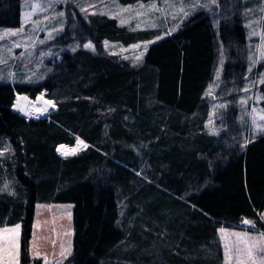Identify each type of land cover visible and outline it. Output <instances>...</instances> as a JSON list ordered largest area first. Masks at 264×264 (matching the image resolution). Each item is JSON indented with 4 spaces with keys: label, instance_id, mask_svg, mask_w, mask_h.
<instances>
[{
    "label": "trees",
    "instance_id": "1",
    "mask_svg": "<svg viewBox=\"0 0 264 264\" xmlns=\"http://www.w3.org/2000/svg\"><path fill=\"white\" fill-rule=\"evenodd\" d=\"M119 1L134 4L150 0ZM20 25L21 0H0V27ZM73 33L66 31L58 39H78L93 47L63 52L59 74L51 72L34 83L0 82V138L9 139L12 156L8 163L20 182L17 199L8 194L0 197V226L21 222L20 264H51L33 258L29 251L37 203L72 204V249L58 264H201L198 252L207 251L210 264H220L219 258L213 257L219 250L218 227L237 228L232 223L243 218L264 227L260 220L264 209V132L245 147L237 136L225 145L227 132L238 130L229 123L235 109L231 115L227 113L225 131L217 135L204 131L209 105L203 95L212 79L219 44L226 54L224 85H242L244 81L246 31L240 14L235 12L215 25L207 13L197 12L174 32L149 43L135 64L100 53V44L109 41L128 46L150 41L159 35L157 29L129 30L115 18L90 14L88 21H79ZM260 89L264 107V83ZM42 93L57 107L48 118L26 119L12 109L16 95L34 99ZM126 108L142 119L140 136L148 148L163 130L172 132L173 144L185 134L202 136L194 139L189 150L174 146L163 155L170 162L169 169L156 171L176 196L175 202L188 207L187 214L178 218L179 224L168 227L170 236L159 240L167 246L157 254V260L155 254L143 251L155 242L164 216L156 222L150 220L155 218L147 201L152 192L141 187L140 181L146 182L143 175H152L148 170L140 177L134 173L140 171L147 152L139 156L126 144L134 139L123 123ZM167 110L174 113L167 128L161 130L153 122L156 118L163 122ZM182 116L187 119L184 123L180 122ZM110 125L115 131L103 130ZM75 136L89 146L75 155L59 156L56 146L72 145ZM118 150L125 152L123 159L111 155ZM204 172L207 185L192 191L199 173ZM149 181L151 188L154 180ZM187 185L190 190H185ZM182 195L186 202L180 200ZM123 197L129 203L124 215L119 211ZM139 206L146 209L140 224L131 218L138 216ZM139 229L148 234L143 240Z\"/></svg>",
    "mask_w": 264,
    "mask_h": 264
},
{
    "label": "rangeland",
    "instance_id": "2",
    "mask_svg": "<svg viewBox=\"0 0 264 264\" xmlns=\"http://www.w3.org/2000/svg\"><path fill=\"white\" fill-rule=\"evenodd\" d=\"M193 2L194 0H150L148 2L140 1L134 4H123L119 0H21V25L17 28L0 27V60L4 61V63H0V82L7 83L11 80H17L21 81L17 83H34L45 79L51 72L56 71L59 74L61 72L59 65L62 53H74L80 47H84L89 43L81 44L78 39H68L63 42L58 38L66 31L76 32L79 21L81 19L88 21L90 14H101L115 18L119 25L129 30L157 29L158 36L162 37L167 33L174 32L173 29L176 30L184 21L197 12L207 13L215 25L221 19L238 12L246 31L247 68L243 84L240 85L235 82L224 85L222 73L226 54L219 44L212 79L203 96L210 108L206 119V129L213 134H220L225 131L228 127L225 124L228 122L225 120L227 113L231 115V111L235 109L236 115L232 117V121L230 120L229 123L237 125L238 130L236 129V132H234L232 129L227 132L226 137L230 140H236L237 136V138H241V145H245L246 142H250L264 132L258 131L253 123L255 120L256 123L264 124V121L260 120V117L264 116L263 94L260 89L261 81L264 80V0H216L214 4L211 0H201V3L209 6L195 8L192 7ZM81 8L85 10L81 11ZM181 8H184L189 14L184 16L180 11ZM121 21H124V23H121ZM82 36L86 37L84 34ZM155 39L150 41L153 42ZM150 41L137 42L128 46L109 41L106 45L103 41L100 44L99 51L102 54L117 55L119 58L135 64L141 60H136V57L144 53L145 44ZM131 45H139V47L132 48ZM17 96L21 97L19 101H17ZM41 96V99H37ZM24 97L26 96L16 95L14 104H19V107L14 108L12 106V109L19 112L26 119L48 118L50 112L57 108L45 103L49 100L54 102V100L48 99L43 93L34 99L27 97V99H24ZM34 107H39L43 114L39 111L36 112ZM21 108L23 111L20 110ZM44 108L48 110L45 112L43 111ZM140 126H142L141 123L137 122L134 126L126 127L127 133L134 138L133 141L128 140L126 144L137 151L136 153H139L137 154L139 156L147 152V157H145L140 171H134V173L139 177L142 176L145 170L151 173L152 178L143 175L146 182L140 181L141 187L143 186L152 192L147 201L155 218L150 220L156 222L159 217L164 216L162 223L167 226L164 228V225L161 224L158 227L160 233L156 234L155 242L149 245V248H146V252L143 251V253L155 254L156 258L154 260H157V254L161 253L165 245L167 246L159 240L161 237L170 236L172 232L168 227L172 228L175 224H179L178 218H182L183 214H187L188 207L175 202L174 198L176 196L171 193L172 190L168 185L161 182L164 179L159 178L156 171L169 169L170 162L163 159V155L172 152L174 146L183 148L184 143L181 139L174 142V144L173 142L170 144L163 136L158 141L154 139V145L144 150L148 143L143 139L141 140ZM103 130L110 133L115 131V127L110 125L104 127ZM75 137L76 140L72 145L58 144L55 152L62 158H66L89 146V143L84 139L79 136ZM135 137H138V139L135 140ZM77 138L84 141L87 147L79 146L75 154L63 155L64 151L77 147ZM62 145L65 147L58 151L57 149ZM136 147H139V150ZM124 149L126 150V147ZM0 150H4V154L0 156V197L2 194H8L11 199H17L20 182L8 163L12 156V148L8 137L3 136L0 138ZM111 155L123 159L125 152L118 150ZM146 179L154 180L152 182L153 187L149 188L148 182L150 181ZM141 196L143 197V195ZM143 198L145 199V197ZM184 198L185 196L182 195L180 200L186 202ZM128 204L125 197L120 200L119 211L122 215L129 209ZM71 208L72 204L70 203H37L35 205L29 242V251L33 258H41L44 263L58 264L70 253L72 239H69V236L66 238L65 232L68 223L72 220ZM136 210H139L137 211L138 216H135V214L131 218H137L136 221L140 224V218L143 214L145 215L146 209L139 206ZM262 217H264V209L260 213V220L264 226V218ZM17 224L20 225L18 238L13 232L0 231V256H2L0 264H9L13 258L17 259L18 264H20L21 222L4 224L0 226V229H12ZM141 226L148 228L142 224ZM255 227L257 226L255 225ZM62 232L64 234L59 237ZM137 233L141 240L145 239L146 235L148 236L147 232H143L142 229H139ZM261 233H264V227L261 230L260 228L222 227L217 231L219 250L213 252V257L219 258L220 264H253V261H255V264H262L261 257L257 253H254L253 259L248 258L246 254L248 244L245 243V241L249 243L259 241V243L264 244V236H261ZM62 252H64L63 256L61 255ZM198 255L201 264H210L211 257L208 251L206 253L198 252ZM156 263L160 264L161 262Z\"/></svg>",
    "mask_w": 264,
    "mask_h": 264
},
{
    "label": "snow or ice",
    "instance_id": "3",
    "mask_svg": "<svg viewBox=\"0 0 264 264\" xmlns=\"http://www.w3.org/2000/svg\"><path fill=\"white\" fill-rule=\"evenodd\" d=\"M211 2L214 4L216 2V0H211ZM209 5L207 4H204V3H201V0H194L193 4H192V7L195 8V7H208ZM85 9L81 8V11H84ZM180 11L183 13L184 16H187L189 13L188 11H186L184 8H181ZM61 15H63V13H61ZM45 19H47V17H45ZM121 23H124V21H121ZM172 31H175V29H173ZM167 34H170V33H167ZM157 40L161 39V37H156ZM41 43H43V41H41ZM107 41H105V44L107 45ZM147 43H152L151 41L150 42H147ZM147 43L145 44V51H147ZM17 47H19V45H17ZM84 47L86 48H91L93 47V45L91 43L89 44H86L84 45ZM130 47L132 48H138L139 45H131ZM143 56V53H141L139 56L136 57V60H140L141 57ZM0 63H4V61L0 60ZM261 83H264V80L261 81ZM41 97H37V99H41ZM21 99V97L17 96V101H19ZM24 99H27L26 97H24ZM47 105L51 106V107H56L55 103L53 101H46L45 102ZM14 108H18L19 107V104H14L13 105ZM221 107H223V105H221ZM21 111H23V109L21 108L20 109ZM48 109L47 108H44L43 111H47ZM37 111H40V109H37ZM260 120L261 121H264V116H261L260 117ZM256 129L258 131H264V124H260V123H256V121L254 120L253 121ZM247 143V142H246ZM79 146H83V147H87V145L84 143V141L80 140L79 138H77V147L75 148H72V149H69L67 151H64L62 154L67 156V155H70V154H75V152L79 149ZM245 145H241V147H245ZM65 146H60V148H58L57 150L58 151H61V149H63ZM4 154V150H0V156H2ZM264 218V217H262ZM243 223L245 224H252L253 222L252 221H249L247 219H245L243 221ZM19 229H20V225L17 224L14 226V228L12 229H0V231H9V232H13L15 233L16 237L18 238L19 236ZM221 231H223V229H221ZM261 236H264V233H261L260 234ZM246 244H248V247L246 249V254L248 256L249 259H253L254 257V253H257L258 255H260L261 257V260H262V264H264V244H261L259 243V241H256L255 243H249L248 241H245ZM18 247V245H17ZM70 251V250H69ZM61 255L63 256L64 255V252L61 253ZM0 259H2V256H0ZM9 264H18V260L13 258ZM253 264H255V261H253Z\"/></svg>",
    "mask_w": 264,
    "mask_h": 264
},
{
    "label": "crops",
    "instance_id": "4",
    "mask_svg": "<svg viewBox=\"0 0 264 264\" xmlns=\"http://www.w3.org/2000/svg\"><path fill=\"white\" fill-rule=\"evenodd\" d=\"M9 83H17V82H21V81H13V80H11V81H8ZM207 101V100H206ZM30 109H31V107H29ZM152 108H149V110H151ZM210 109V108H209ZM168 111V110H167ZM174 112L171 110V111H168V114H166V119H164V121L163 122H161V121H159V119L158 118H156L155 120H154V124L156 125V126H158V125H160V127H161V130H162V128H167V126H168V124L171 122V120H169V117H170V115L171 114H173ZM110 113L109 112H107V116L109 115ZM157 114V113H156ZM185 120H187L186 118H184L183 116H182V118H181V120H180V122H182V123H184V121ZM142 121V119L141 118H136L135 117V113H134V111H132V110H130V108H126L125 109V111L123 112V123H124V125L125 126H134V124L135 123H137V122H140L141 123V125H143V123L141 122ZM104 126V125H103ZM166 131V132H165ZM163 130V133H161L160 135H158V136H155V138L154 139H157V141L160 139V138H163V136H165L166 137V141L167 142H173V140H175L174 139V137L171 135L172 134V132L170 131V130ZM204 131L205 132H207L208 134H213L212 132H210V131H208L207 129H206V120H205V122H204ZM165 132V133H164ZM166 134V135H165ZM213 135H217L216 133H214ZM202 137V136H201ZM201 137H199V136H197V138H201ZM228 137H230L229 135H228ZM196 138V136H192V135H190V134H185V135H182V137H181V139L183 140V143L185 142L186 143V145H185V147L183 146V149H186V150H189L190 149V147H192L191 146V143L193 144V142H194V139H197ZM226 140V141H225ZM157 141H155V142H157ZM178 141V140H177ZM224 141H225V145H230L231 144V140L230 139H228L226 136L224 137ZM154 145V143L151 145V146H153ZM137 148V150H139V147H136ZM141 148V147H140ZM150 148V147H149ZM130 149V148H129ZM146 149H148V147H145V149L144 150H146ZM126 150H127V148H126ZM131 150H133V151H135L133 148H131ZM137 152V151H136ZM205 174V172L204 173H199V175H198V183L196 184V185H193L192 186V191H201L206 185H207V179H205V178H203L202 176ZM190 185H187L186 187H185V190H190ZM189 204V203H188ZM246 219V218H245ZM249 221H251V220H249ZM253 222V221H252ZM252 224H254V222L252 223ZM164 225V228H166L167 226L165 225V224H163ZM68 227H67V230H66V232H65V236H66V238L69 236V239H72V237H73V226H72V220L68 223V225H67ZM222 227H226V226H220V227H218L217 228V230H216V233H217V231H219V229L220 228H222ZM258 229V228H257ZM261 230V229H260ZM62 234H64V232H62L61 234H60V236L59 237H62ZM217 237H218V234L216 235Z\"/></svg>",
    "mask_w": 264,
    "mask_h": 264
},
{
    "label": "built area",
    "instance_id": "5",
    "mask_svg": "<svg viewBox=\"0 0 264 264\" xmlns=\"http://www.w3.org/2000/svg\"><path fill=\"white\" fill-rule=\"evenodd\" d=\"M244 218L238 220L237 222L232 223L234 226L241 227V228H251V229H257L254 224H245L243 223Z\"/></svg>",
    "mask_w": 264,
    "mask_h": 264
},
{
    "label": "bare ground",
    "instance_id": "6",
    "mask_svg": "<svg viewBox=\"0 0 264 264\" xmlns=\"http://www.w3.org/2000/svg\"><path fill=\"white\" fill-rule=\"evenodd\" d=\"M38 105V104H37ZM35 108V110H36V112H37V109H40L39 107H34ZM31 109H33V108H31ZM40 113H42L43 114V112H41V111H39ZM40 116V115H39Z\"/></svg>",
    "mask_w": 264,
    "mask_h": 264
}]
</instances>
